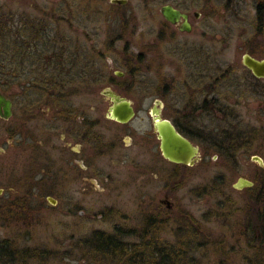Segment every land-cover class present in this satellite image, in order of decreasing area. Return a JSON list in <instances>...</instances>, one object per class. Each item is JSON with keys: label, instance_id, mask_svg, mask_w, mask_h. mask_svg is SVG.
<instances>
[{"label": "flooded vegetation", "instance_id": "flooded-vegetation-1", "mask_svg": "<svg viewBox=\"0 0 264 264\" xmlns=\"http://www.w3.org/2000/svg\"><path fill=\"white\" fill-rule=\"evenodd\" d=\"M98 1L100 0L92 2L94 20L86 23L84 16L86 19L90 17L87 8L91 4L90 0H62L59 9L61 14L58 16L62 24L64 23V32L58 37L52 34L54 26L49 27L42 19L47 16L24 20L26 26L21 19H18L17 23L11 20L16 26L14 29L17 28L20 32L22 26L34 28V31H26V37L23 35L18 37L19 46L16 49L18 79L3 80L0 85V94L11 100V111L8 117L0 119L5 121L10 117L16 118L12 126L15 133L9 134L7 131L8 137L17 138L16 144L25 151L29 150L31 164L35 170H48L47 176L51 181L53 168L60 171L58 173L59 178L63 180L66 202H78L80 199L74 194L82 193L85 185L95 182L101 187L96 190L104 192L109 199L114 195H123L127 189L130 192L134 191L130 197H136L138 201L144 203H152L153 206L141 214V224L149 219L151 221L165 219V214L173 217L175 204L188 198L181 192L187 187L189 180L196 176L191 172L193 166L200 161L204 167L208 163L205 159L207 154L212 155L214 152L213 154L218 155V151L215 153L216 151L212 149L213 146L220 145L227 154L228 148L225 143L229 139L222 137L217 140L214 137L218 129L217 123L221 126L229 121L237 125L238 142L232 146L233 150L240 144L245 147L249 142L255 141L257 127L252 125L249 116L245 115L250 106L251 110L257 111L252 117L263 120L260 112L264 110V76L252 73L241 62V58L244 52H247L254 58L264 59V54L255 52L264 48V0H225L222 6L224 9L238 12V21L246 27L254 25L255 29L253 36H244V41L252 44L244 47L240 58L242 64L240 75L236 76L225 67L219 74V82H216L219 78L217 76L211 81L215 87L214 91L208 86L209 47L202 45L199 49L195 44H191L188 49L185 42L180 40L182 35L191 31L199 34V43L206 44L208 39H212L209 21L212 16L219 13L215 9L214 0L189 2L162 0L163 5L169 3L174 9L186 15L185 24L182 17L171 23L163 15L155 30L154 25L148 24L149 32L147 31L146 36L148 39L142 45L143 50L139 52L143 58L141 69L143 72L152 71L153 75H146L145 88L142 86L140 89L138 83H135L137 72L128 73L121 66V63L126 64L128 60H132L125 57V54L131 52L127 45L129 38L125 39L123 34L118 33L100 35L102 18L99 8L101 5ZM112 4L123 6L125 3ZM163 5H160L159 13ZM54 9L58 10L57 5H54ZM76 10L78 12H75ZM105 14L109 16L112 13L107 11ZM151 14L152 11L149 9L150 17ZM127 15L134 18L131 23L136 27V16L133 13ZM111 16L122 28L121 22L125 21L122 18L126 17L118 15L116 11ZM150 17L148 16L147 20ZM49 18L54 21L53 17ZM43 39L45 45L40 42ZM35 40L39 45L35 44ZM25 41L29 44L21 45V42ZM191 41L197 42L194 39ZM170 43L172 47L167 49L164 45ZM186 56L190 58L188 66L195 67L198 71L192 72L193 83L187 81L190 80V74L184 76L181 73L180 64L183 62L182 58ZM102 59L106 60L107 64L103 68ZM116 60L119 63L114 65L119 70L110 67ZM168 70L171 73H166ZM152 76L157 78L158 82L153 86L157 98L152 99V104L155 103L160 111V118L170 121L181 136L197 146L199 154L194 165L173 163L164 158L159 149L157 131L153 126L152 105L146 110L147 115H138L142 99L147 98L150 92ZM174 80L183 84L184 99L182 103L177 100L176 107L174 105L173 108L170 105L166 107L170 111V114L166 115L163 107L167 95L172 91L171 84ZM161 82L163 83L160 86ZM220 88L225 90L222 92L224 95L222 93L219 95ZM109 91L118 99L122 97L131 101L135 114L130 119L119 121L107 115L108 107L114 103ZM208 92H213L211 98L208 97ZM235 94L238 96L234 97ZM134 96L140 98V105L133 100ZM232 98H235L234 101ZM252 100L256 101L255 108L251 107ZM236 104L243 106V111L240 112L238 108L235 111L233 106ZM200 118L208 119L210 125L200 128L198 123H195ZM223 132L226 136L224 129ZM166 162L174 166L172 168L176 172L168 170L165 172ZM150 183H155L156 186L148 187ZM206 183L208 184L207 181ZM232 185L231 188L235 189Z\"/></svg>", "mask_w": 264, "mask_h": 264}, {"label": "rangeland", "instance_id": "rangeland-1", "mask_svg": "<svg viewBox=\"0 0 264 264\" xmlns=\"http://www.w3.org/2000/svg\"><path fill=\"white\" fill-rule=\"evenodd\" d=\"M62 0H0L1 11L3 14L8 15L13 13L12 19L17 23L18 19L29 20L31 18L40 19L42 18L49 27L54 26L52 34L56 37L63 34V24L62 20L58 14L61 12L54 9ZM91 4L88 8L90 17L86 19L88 21L94 20V8L93 0H90ZM110 0H100L98 3L101 5V22L100 35L104 34H123L125 39L129 38L127 43L128 48L131 50V54H136L140 50H143L142 45L147 42L148 37V24L154 25L153 30L156 29L158 21L162 19V15L159 13L160 5H163L162 0H126L123 6L117 4H112ZM189 2V0H185ZM176 1H174L175 3ZM225 0H214L215 9L219 13L215 14L210 18L211 23V35L212 39H208V43H199V34L193 33L191 31L189 34L182 35L181 42H185V45L189 49L191 44H195L197 48L201 49L203 46H208V65H209V89L213 90L215 87L211 82L216 76V82L218 83L220 79V72L224 70L225 67L228 70L237 75L239 74L242 64L240 63L241 55L244 52V47L250 46L252 43H247L244 40V36L254 35V25L242 24L238 21V12L229 11L224 9L222 6L225 4ZM79 4V3H78ZM222 7V8H221ZM149 9H151V17L149 15ZM128 10V11H127ZM114 13L115 11L118 15H124L125 21L122 24V28L119 27L118 23L113 20L111 15L106 16V12ZM130 11V12H129ZM54 12V13H53ZM75 12H78L77 10ZM133 13L136 16V27L132 25V16L126 14ZM53 13V14H52ZM52 14V16H51ZM105 14V15H104ZM56 15V16H55ZM150 17L147 20V17ZM49 17H53L50 20ZM96 17V16H95ZM130 20H127L129 18ZM134 19V18H133ZM120 20V19H119ZM147 20V22H145ZM209 20V18H208ZM133 21V20H132ZM122 29V32H121ZM133 30V31H132ZM132 31V32H131ZM148 31V32H147ZM264 31V26H263ZM119 34V35H120ZM197 41L193 43L191 40ZM120 43V42H119ZM172 44L164 45L167 49H170ZM258 54H264V48L261 50H255ZM197 56V54H196ZM194 55V57H196ZM181 62V73L186 76L190 74L191 83L194 81V75L192 72H198L195 67L188 66L190 58L188 56L183 57ZM119 61H115L110 64L112 69L119 70L114 64H118ZM106 60L102 59L101 67H106ZM138 68V66H137ZM139 70L135 75L137 86H143L145 88L144 80L146 75H153L152 71L143 72L141 69V63L139 64ZM170 69V68H167ZM214 69H216L214 71ZM121 70V69H120ZM172 71V69H171ZM168 70L166 73H171ZM153 81L150 82V92L148 97L142 99L141 109L138 115H147V109L152 105L153 98L155 96V89L153 86L157 84V78L153 77ZM239 78V76H238ZM164 82V81H163ZM160 83V86L162 83ZM183 84H179L177 81H173L171 84L172 91L166 97V104L163 107L166 115L170 114V111L166 109L169 105L173 108L176 107L177 100L182 103L183 101ZM219 95L223 90L220 88ZM214 91V90H213ZM223 95L225 93H222ZM213 95V92H208V97ZM238 96L237 94L234 97ZM140 99V98H139ZM133 97L134 101H137L140 105V100ZM235 98L231 100L234 101ZM253 101V102H252ZM251 107L255 108L256 101L252 100ZM178 104L179 106L181 104ZM232 106V104H229ZM241 106V105H240ZM238 106V104L233 107L238 108L239 111H243V106ZM246 110V109H245ZM257 110V109H256ZM197 112V110L195 111ZM194 112V114H195ZM254 112V113H253ZM255 109L251 110L248 106L246 113L249 116V121L251 124L257 127V132L255 133V141L249 142L245 147L238 146L233 150L235 142L228 140L226 147L225 156L207 154L205 159L208 160L206 166H201L202 164L197 162L193 166L191 172L195 173L187 187L182 190L183 195H187L188 198L184 202H179V206L196 218V220L203 226L204 229L193 230L191 234L194 239H190L197 248L194 250H189L185 253V260L178 262H173L172 256L169 254L165 255L167 258L165 262H157L155 264H220L217 260L225 258L221 264H264V244L255 246V241L260 242L261 240L256 238L255 234H246V229L243 227L246 224H253L258 217L263 215L260 210L259 202L253 199V192L244 190L243 187L239 190L230 188L227 189L226 185L233 184L238 176L245 177L247 179H252L255 173L259 171L257 165L249 157L250 154H257L264 159V110H261L263 120L255 119ZM214 114V113H213ZM212 114V116H213ZM16 118L13 117L9 120L0 119V203L4 200H8V196L12 193H25L29 198L30 216L26 218H17L15 222L12 218L9 220L6 218L5 213L0 210V236L6 237L7 235L15 237L16 234L22 233L23 237L21 243L24 245H35L47 249L56 250L53 251L59 256H63L62 260L54 258V261L50 263L57 264H120L116 260H109V258H102L99 254L94 256L90 253L88 256H84L81 249L85 245L86 237H90L95 231L98 232H119L121 233L122 240L128 243V247L131 249L132 245L137 244V242H142L140 238L142 229L141 226L146 224L147 229L146 234L153 239L156 244L152 251L158 253L162 245L168 246L169 244L176 241L175 235L182 234V232L177 231L173 217L168 216L167 218H162L161 220L151 221L150 219L144 221L142 224L143 212L152 207V203L138 201V198H132L131 192L127 189L121 196L114 195L112 198L105 196L104 192H99L96 189L101 188L96 183L85 185L83 187L82 193H75L74 196L79 198L78 202L72 201V203L66 202L64 198L63 180L59 178L60 171L57 168H53L52 181L48 179V170L42 171L41 169L35 170L34 166L31 164V159L29 156V150L25 151L16 144L17 138L8 137V129H12ZM195 123L198 126L206 127L210 123L208 119L200 118ZM195 125V124H194ZM249 125V123H248ZM222 126V125H221ZM238 133V131L236 132ZM232 143V144H231ZM55 158V156H53ZM174 167L168 162L165 163L166 170L170 171ZM259 175L264 177V169L259 171ZM221 179L220 183L224 184V190H221L220 195L211 194L208 192L209 182L214 179ZM208 182V186L200 185L204 182ZM212 184V182H211ZM156 186L155 183L149 184L148 187ZM219 186V185H218ZM150 189V188H149ZM195 189V191H194ZM217 189V186H215ZM132 190V189H131ZM150 192L152 190H149ZM196 195H192L193 193ZM47 197H52L56 200L53 203L47 200ZM175 204V203H174ZM175 204V207L178 205ZM148 223V225H147ZM146 239V238H145ZM223 239V241H222ZM84 240V242H82ZM222 241L223 247L217 248L215 241ZM258 240V241H257ZM264 241V240H263ZM209 242V243H208ZM208 243V244H206ZM82 246V247H81ZM148 246V242L144 243V247ZM216 247V251L214 253ZM214 249V250H213ZM88 253V252H87ZM181 261V262H180Z\"/></svg>", "mask_w": 264, "mask_h": 264}, {"label": "trees", "instance_id": "trees-1", "mask_svg": "<svg viewBox=\"0 0 264 264\" xmlns=\"http://www.w3.org/2000/svg\"><path fill=\"white\" fill-rule=\"evenodd\" d=\"M60 4H62V1L57 4V8H60ZM0 5V85H2L3 80H11L18 79V55L16 54L17 47L19 46L17 41L19 36H27V32L34 31V28L28 29L24 26L21 27L22 31H18V29H14V23L11 22L13 13H10L8 15L3 14L1 11ZM61 12V11H60ZM60 15V14H59ZM129 18V17H127ZM122 20H125V18H122ZM132 20H134L132 18ZM24 25L26 26V21H24ZM124 21L121 23L123 24ZM29 25V24H28ZM36 27V26H35ZM122 32V29H121ZM33 33V32H32ZM30 33V34H32ZM35 34V33H34ZM120 34V33H119ZM37 36V35H35ZM24 38V37H23ZM37 43H36V42ZM35 44L39 45V42L35 40ZM40 42H43L44 45L46 42L43 40H40ZM27 45L28 41L21 42ZM29 44V43H28ZM125 57L132 58V60H128L126 64L121 63L122 68H125L127 72L130 71L133 73L134 71H138L139 64L143 65V58L141 57V52H138L136 54H131V52H128V54H125ZM25 61H27L26 58H24ZM138 66V68H137ZM129 83V82H128ZM227 118V117H226ZM228 119V118H227ZM231 120V118H230ZM216 133H214V137L217 138H228L230 142L233 141L235 143L238 142L237 138V131L238 127L236 124H233L232 122L226 121L222 127L220 124H216ZM226 132V136L223 132ZM9 134L15 133L14 128L8 129ZM218 140V139H217ZM231 143V144H232ZM235 146V145H234ZM217 153L220 154V156H225V149L220 147V145L213 146L212 148ZM258 167V166H257ZM260 168V169H259ZM170 172H176L175 169L171 168ZM259 171H261L262 167H258ZM255 173V176L252 177L253 184H251L250 187H245L244 190H249L253 192V199L257 202H259V206L261 207V211L264 213V177L259 175L260 172ZM174 179V178H172ZM171 179V181H173ZM221 179H214L213 181L210 180L208 192L215 195H220L221 190H224V184H221ZM176 181V180H174ZM212 182V184H211ZM205 184V182H204ZM219 185V186H218ZM205 186H208L206 183ZM215 186H217V189H215ZM226 188L230 190L231 186L226 185ZM26 193V191H24ZM19 192V193H12L8 196V200H4L3 203H0V210L5 213L6 218L9 220V218H12L15 222H17V218H26L30 216V210L31 207H29V198L25 196L26 194ZM175 211V214H174ZM167 213V212H166ZM173 219L175 223V227L179 232H182V234L175 235L176 241L174 243L171 242L168 246L162 245L163 249L157 253H154L152 251V248H154L156 242L149 237L146 232L148 227L146 224L143 223L141 226L142 232L140 235V238H142V242H137V244L132 245L131 249L128 247V243L126 241L122 240V237L119 236L121 233L119 232H98L95 231L90 237H86L85 239V245L81 249V251H84L83 254L85 256H88L90 253H93L94 256L96 254H99L102 258H109V260L113 259L116 260V262H120V264H155L157 262H165L166 257L165 255L169 254V256H172L173 262H178L179 260L184 261L185 260V253L189 250H194L197 248V245H194L190 239H194L195 236L191 234L192 229L193 230H200L204 229L201 224L196 220V218L191 214V212L185 211L181 206H176L175 209H173ZM168 215L165 214V218H167ZM259 220H256V222H253V224H246L243 226L246 229V234H255L256 238L260 239L261 241L256 242L255 246H259L264 244V214L258 217ZM250 231V232H249ZM23 235L22 233L16 234L15 237L7 235L6 237L0 236V264H57V263H50V261H54V258L58 260H62L63 256L57 257L55 254L56 250L47 249L45 246H29L24 245L23 243L20 244L21 239ZM146 238V239H145ZM223 241V239H222ZM215 241V245H217V248L223 247V242ZM84 242V240L82 241ZM148 242V246L145 248L144 243ZM209 243V242H208ZM206 243V244H208ZM82 247V246H81ZM214 250V249H213ZM216 247L214 250V253L216 251ZM88 252V253H87ZM224 257L222 259L217 260L218 263H223ZM180 261V262H181ZM177 264V263H176Z\"/></svg>", "mask_w": 264, "mask_h": 264}, {"label": "water", "instance_id": "water-1", "mask_svg": "<svg viewBox=\"0 0 264 264\" xmlns=\"http://www.w3.org/2000/svg\"><path fill=\"white\" fill-rule=\"evenodd\" d=\"M111 3L124 4L125 0H111ZM161 15L165 17L171 23H174L180 17L183 19V24H185L186 15L174 9L171 4H165L160 9ZM187 25V24H186ZM185 28V27H184ZM188 29V27H187ZM241 62L244 63L248 67V69L259 76H264V59L254 58L249 55L247 52H244L241 58ZM109 94L112 98V103L110 107H108L107 115L113 117L116 120L126 121L131 118L135 114L133 111L131 101L120 97H118L109 91ZM10 99L6 96H2L0 94V117L6 118L10 115L11 107H10ZM158 103V100L156 101ZM151 114L153 116L154 128L157 131V138L160 142V152H162L164 158H167L169 162H179V164H188L189 166L194 165L197 159V155L199 154V150L197 146H195L190 140L181 136L179 132L172 126L173 124L166 120L165 118H160V111L156 107L155 103L152 104ZM250 158L256 162V164L262 168H264V160L261 156L256 154H250ZM236 181L233 183L232 187L235 189H240L241 187H250L253 184L252 179H247L238 176ZM1 192V189H0ZM47 200L56 203L52 197H47Z\"/></svg>", "mask_w": 264, "mask_h": 264}]
</instances>
